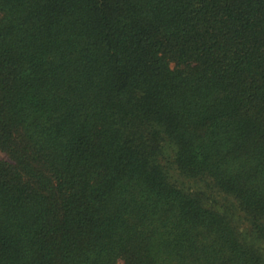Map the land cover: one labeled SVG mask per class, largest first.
<instances>
[{
    "label": "trees",
    "instance_id": "obj_1",
    "mask_svg": "<svg viewBox=\"0 0 264 264\" xmlns=\"http://www.w3.org/2000/svg\"><path fill=\"white\" fill-rule=\"evenodd\" d=\"M0 264H264V0H0Z\"/></svg>",
    "mask_w": 264,
    "mask_h": 264
},
{
    "label": "rangeland",
    "instance_id": "obj_2",
    "mask_svg": "<svg viewBox=\"0 0 264 264\" xmlns=\"http://www.w3.org/2000/svg\"><path fill=\"white\" fill-rule=\"evenodd\" d=\"M0 156H2V157H3V156H4V154L0 152Z\"/></svg>",
    "mask_w": 264,
    "mask_h": 264
}]
</instances>
